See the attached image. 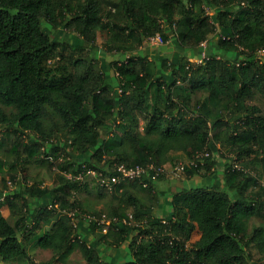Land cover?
Here are the masks:
<instances>
[{"label": "trees", "instance_id": "16d2710c", "mask_svg": "<svg viewBox=\"0 0 264 264\" xmlns=\"http://www.w3.org/2000/svg\"><path fill=\"white\" fill-rule=\"evenodd\" d=\"M103 2L0 0V124L18 144L21 134H33L23 146L28 157L42 149L56 159L64 151L54 186L33 183L0 201L12 209L19 198L25 206L16 225L0 208V264L28 259L19 231L27 237L40 220L55 216L53 227L37 240L39 247L52 250V258L66 255L77 242L91 261L100 243L111 238L109 245L127 242L128 252L109 264H264V186L232 162H225L221 177L175 193L164 218L153 210L158 202L143 204L136 192L149 189L154 196L153 181L115 185L119 202L132 206L135 218L146 215L143 225L119 221L103 232L94 219L74 215L73 225L67 213L55 214L58 205L76 208L68 192L78 182L63 172L75 174L83 163L97 170L112 162L168 164L206 150L202 164L181 172L198 176L202 167L213 174L214 155L229 147L236 160L257 159L264 176V113L246 102L255 91L264 96V52L262 60L256 55L264 49V0H118L108 2L114 11L106 10V20ZM59 26L75 28L78 44L60 43L56 34L62 32L52 35ZM98 30L111 32L107 49L122 52L99 68L82 55ZM155 33L163 41L171 34L169 55L157 48L128 55ZM68 45L69 65L50 64L55 53L64 59ZM202 51L207 59L190 60ZM111 69L113 78L107 74ZM201 88L206 94L195 97ZM46 118L54 120L47 125ZM58 131L65 140L51 139ZM255 184L260 192L247 194L246 188ZM27 196L34 205L31 212ZM110 209L97 215L127 217L123 207ZM252 216L261 223L249 228ZM195 226L199 238L187 247Z\"/></svg>", "mask_w": 264, "mask_h": 264}, {"label": "rangeland", "instance_id": "374dc122", "mask_svg": "<svg viewBox=\"0 0 264 264\" xmlns=\"http://www.w3.org/2000/svg\"><path fill=\"white\" fill-rule=\"evenodd\" d=\"M77 1V0H73ZM118 0H104L101 8H102V17L104 20H106V16L104 15L106 10L110 8V10L113 12L114 7L111 3H115ZM111 2V3H108ZM111 25V23H109ZM109 25V26H110ZM110 28H113L110 26ZM58 31H61L62 33H57ZM57 33V34H56ZM110 31L108 30H98L96 32L95 40L93 43H91L90 47L84 48L82 51V55L86 59H90L93 61L94 65L99 68V64L104 62L111 61L112 59H119L122 57V52L120 50H109L107 49L106 40L110 36ZM56 34L57 38L60 40L59 42L62 43L63 41L71 42V44H78L77 40L80 38L77 30L75 28L68 27L64 28L62 26L57 27L54 31L52 30V35ZM171 34L169 38L165 41H162L161 43H149L148 40H144L143 43L133 49L127 50L128 55L130 54H136L139 52V50H143L144 48H147L148 50H152L154 48H157L161 44L167 43L169 40H171ZM81 39V38H80ZM60 47V46H59ZM168 49L172 48L169 43H167ZM64 53V59H58V55L55 53V56L49 60L50 64H57L59 61L60 63H66L68 61L67 54L70 53V46H66V48L63 50ZM126 53V54H127ZM257 58L262 60L263 54L257 52L256 53ZM194 61V60H193ZM69 65V64H67ZM95 67L92 69L94 70ZM203 70V69H201ZM114 70L111 69L110 71H107V74H109V77H112V72ZM113 78V77H112ZM116 84V81H115ZM205 88L198 89L194 96L195 97H202L204 94H206ZM248 104L255 105L260 109V112L264 113V96L259 92L255 91L253 95L246 100ZM6 112L11 110V108H3ZM54 120V118H51V121ZM49 118L45 119V123L47 125L51 122ZM142 123V122H141ZM222 130V127L220 128ZM33 137V134L30 132H24L21 134V142L18 144V142L15 141V134L12 133L11 130L6 129L2 124H0V190L6 191V194H13L16 193L17 190L23 191L24 188L27 186H31L33 183L39 184L41 187L43 186H54V183L56 184L58 182V174L60 173L59 169L57 168L56 163L61 159L64 155V151L61 150V152L58 154L56 159H53L52 157L48 158L46 157L42 152V149L40 150H34L31 157H28L26 154L27 152L23 150V146L25 142H28L29 138ZM51 139L53 140H65L64 136L60 131L54 132L51 134ZM36 143V142H35ZM31 143V144H35ZM68 144V141L66 140V143L64 142V146ZM44 149H48V142L44 145ZM214 158L216 159L215 164L211 166V170L213 171L212 174L206 173L205 167L199 168L198 174L200 176H206L205 180L207 182H211L213 180V177L217 175V178H219V174H221L225 162H232V164H237L239 167L243 166L250 172L251 174H254L259 179V184L264 183V176L261 171V165L257 159H239L236 160L235 152L231 150V148H221L220 152H217L214 155ZM186 160L183 156H179L176 158L173 163H168L167 165H170L172 168L173 164H175L178 161H184ZM184 172V171H183ZM62 173V172H61ZM66 176V172H63ZM206 173V175H205ZM174 175H182L187 176L186 172L181 173L177 172V174ZM10 181V183L8 182ZM205 182V181H204ZM187 182H184V185H186ZM194 185V184H191ZM166 190V189H165ZM165 190L159 191L161 196L163 197L164 194L162 193ZM137 195L142 199L143 204L147 203L149 206H155V203L158 201V198L156 196H153L152 191L149 189H138ZM260 192V187L258 184H255L253 186H249L246 188L247 194L257 195V193ZM120 192L117 190H105L100 188L94 183V180L89 177L87 181L78 183L75 185V187H70L68 192V198L69 200H73L76 202V212L74 215H78L79 217L85 216L86 214L91 216H97L100 212H111V209L113 206L118 205V209H121V207L124 208V213L126 212L127 216V222L131 225H143L146 222V215L145 214H139L137 218L134 217V209L132 206H127L123 203H120ZM166 193V191H165ZM263 193V192H262ZM166 196V195H165ZM31 206L33 203L31 199L27 196L26 199ZM120 203V204H119ZM2 214L7 217L8 221L16 225L17 219H19L21 216L25 214V206L21 203V199L16 198L14 199V207L10 209L7 205V203H4L0 206ZM34 208V205L30 207L28 212H31ZM164 207L161 206V204H157L155 208L153 209L157 215H159L161 218H164V214L167 212L166 209L163 210ZM72 209H68L67 207H58L56 208L55 214L63 215L64 213H67ZM119 211V210H118ZM123 211V210H120ZM131 214V217L129 218L128 215ZM86 215V216H87ZM85 216V217H86ZM56 217H52L51 221L49 222H43L40 220L39 225L37 228H34L33 232L30 233L27 237H24L22 233H18V237L23 241V243L26 246L27 252L29 254L28 259H22V258H14L11 260L4 261V264H109L111 262V259L113 257L121 258L125 255V253L128 252L127 242H123L122 244L118 245H109L111 242V238H107L100 245L98 246L97 252L94 254V258L91 261H88L85 259L84 253L81 249V246L79 243L74 242L71 249L66 255H60L56 254L52 258V250L51 249H45L38 246L37 240L39 236L46 230L51 229L53 225L55 224ZM70 220H75L74 217L69 216ZM84 219V218H83ZM30 223V222H29ZM261 223V218L259 216H252L249 221V228L252 226L258 225ZM20 224V222H19ZM32 224L30 223L28 227H30ZM27 227V228H28ZM98 229V225L96 226ZM99 230H95V234H98ZM200 235V228L199 226H195V229L193 230L190 239L187 241L186 246L190 247L196 243ZM130 255L126 256L124 259H128Z\"/></svg>", "mask_w": 264, "mask_h": 264}, {"label": "built area", "instance_id": "2783aa9c", "mask_svg": "<svg viewBox=\"0 0 264 264\" xmlns=\"http://www.w3.org/2000/svg\"><path fill=\"white\" fill-rule=\"evenodd\" d=\"M212 10H210L208 7H206V13L211 14ZM146 40H148L149 43H161L162 37L159 33H155L152 36H149ZM200 45L202 47H205L206 41L200 42ZM259 53H263L264 49L261 48L258 50ZM127 56V54H126ZM203 59H207V56L204 51L201 52L200 57L192 58L190 59L193 62L201 63ZM208 156V151L204 150L201 152H196L194 156L188 160L184 161H178L175 164H173L172 168L169 165L166 167L165 164H154V163H146V164H134V165H127L123 162H112L108 167L102 170H97L95 168L89 167L86 164H81L80 169L75 174H71L70 172H66L67 178H71L75 180L78 183H82L87 181L89 177H91L94 180V183L98 185L101 188L111 190L114 188L115 185L131 181V180H138L142 182L143 186L147 185V180L154 181L159 176H162L166 174L167 172H183L186 170L187 165L194 168L199 163H203L204 157ZM234 167L239 168L237 164H234ZM169 168V170L167 169ZM10 183V181L8 180ZM264 186V183H262ZM12 194H6V191H1L0 194V201H3L7 196ZM56 206V204H54ZM47 207H52V204H49ZM76 212V208H73L72 210L67 212V215L74 217V214ZM87 215V214H86ZM85 215V216H86ZM128 217H131V214L128 215ZM87 219L91 220L94 219L96 221V224L98 226H102V231L105 232L107 229V226L112 223H118L119 221H122L124 223L127 222V217L119 218L118 216H107L105 213L99 214V216H91L87 215ZM72 224L75 225L74 220H72Z\"/></svg>", "mask_w": 264, "mask_h": 264}, {"label": "crops", "instance_id": "0c3cea01", "mask_svg": "<svg viewBox=\"0 0 264 264\" xmlns=\"http://www.w3.org/2000/svg\"><path fill=\"white\" fill-rule=\"evenodd\" d=\"M171 38V37H170ZM167 43L170 44V46L172 47L173 44H172V41L169 40ZM167 43L165 44H161L160 46L157 47L158 50H160L163 54L165 55H169L170 51L172 48L168 49L167 47ZM145 49V48H144ZM139 50L140 53H143L145 50ZM148 50V49H146ZM195 57V56H194ZM150 58V57H149ZM193 57H191L192 59ZM196 58V57H195ZM166 167H168L169 165L165 164ZM169 170V168H167ZM174 174H177V173H173V172H167L166 174L162 175V177L154 180L152 183L154 185V189L153 191L155 192V195L156 198H158V205L161 204V206L164 207L163 210L166 209V211L169 210L170 208V205H171V201L173 199V195L177 192H179L180 190L184 189V188H189V187H193L197 184H200V183H208L205 178L206 176H191V175H188V176H182V175H174ZM214 174H212L213 176ZM222 174H219V177H221ZM187 182L186 185H184V182ZM205 181V182H204ZM191 184H194V185H191ZM165 190V191L162 193V195L164 194V196L162 197L160 192L161 190ZM166 195V196H165Z\"/></svg>", "mask_w": 264, "mask_h": 264}]
</instances>
